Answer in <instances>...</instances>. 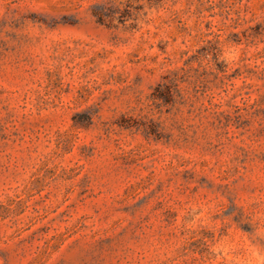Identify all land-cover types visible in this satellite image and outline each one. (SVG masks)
<instances>
[{
	"label": "rangeland",
	"instance_id": "1",
	"mask_svg": "<svg viewBox=\"0 0 264 264\" xmlns=\"http://www.w3.org/2000/svg\"><path fill=\"white\" fill-rule=\"evenodd\" d=\"M0 264H264V0H0Z\"/></svg>",
	"mask_w": 264,
	"mask_h": 264
}]
</instances>
